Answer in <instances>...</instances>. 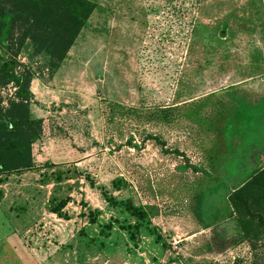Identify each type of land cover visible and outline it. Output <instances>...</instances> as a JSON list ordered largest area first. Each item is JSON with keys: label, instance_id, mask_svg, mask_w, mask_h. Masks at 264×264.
Segmentation results:
<instances>
[{"label": "rangeland", "instance_id": "374dc122", "mask_svg": "<svg viewBox=\"0 0 264 264\" xmlns=\"http://www.w3.org/2000/svg\"><path fill=\"white\" fill-rule=\"evenodd\" d=\"M88 1L56 68L5 19L0 118L25 80L34 143L0 177V264H264L234 196L264 168V0Z\"/></svg>", "mask_w": 264, "mask_h": 264}, {"label": "trees", "instance_id": "16d2710c", "mask_svg": "<svg viewBox=\"0 0 264 264\" xmlns=\"http://www.w3.org/2000/svg\"><path fill=\"white\" fill-rule=\"evenodd\" d=\"M94 9L95 4L88 0H0V36L9 16L13 24L22 27L21 44L24 40L30 41L34 51L45 53L56 68L65 59ZM9 82L18 89L16 102H11L0 118V177L29 171L33 166V119L29 113L27 82L15 76L9 77ZM246 180L242 191L234 196L241 199L244 193L264 207V168H259ZM124 185L123 180L114 183L115 188ZM65 206L66 201H51L49 211L62 217ZM128 209L139 219L145 216L139 209Z\"/></svg>", "mask_w": 264, "mask_h": 264}, {"label": "crops", "instance_id": "0c3cea01", "mask_svg": "<svg viewBox=\"0 0 264 264\" xmlns=\"http://www.w3.org/2000/svg\"><path fill=\"white\" fill-rule=\"evenodd\" d=\"M259 169V168H258Z\"/></svg>", "mask_w": 264, "mask_h": 264}]
</instances>
